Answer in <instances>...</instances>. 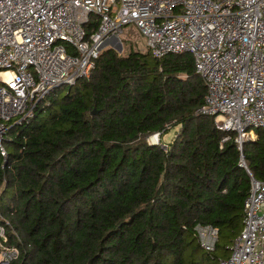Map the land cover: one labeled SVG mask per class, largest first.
<instances>
[{
	"label": "trees",
	"instance_id": "1",
	"mask_svg": "<svg viewBox=\"0 0 264 264\" xmlns=\"http://www.w3.org/2000/svg\"><path fill=\"white\" fill-rule=\"evenodd\" d=\"M92 15L87 33L97 26ZM29 122L0 154V223L10 264H220L243 225L250 174L234 136L199 114L206 93L189 51L155 56L133 43L103 48L88 77ZM171 141L152 143L170 126ZM243 145L264 181V128ZM218 229L212 251L195 226Z\"/></svg>",
	"mask_w": 264,
	"mask_h": 264
},
{
	"label": "built area",
	"instance_id": "2",
	"mask_svg": "<svg viewBox=\"0 0 264 264\" xmlns=\"http://www.w3.org/2000/svg\"><path fill=\"white\" fill-rule=\"evenodd\" d=\"M92 15L97 26L87 33ZM129 22L155 56L193 54L206 83L196 112L213 116L224 132L220 146L233 134L238 163L250 174L243 225L220 264H264V181L243 157L244 143L264 128V0H0V154L5 161L9 127L29 122L58 88L88 77L104 42L114 46ZM195 230L199 245L214 250L217 227ZM5 239L0 223L3 264H10L18 250Z\"/></svg>",
	"mask_w": 264,
	"mask_h": 264
},
{
	"label": "rangeland",
	"instance_id": "3",
	"mask_svg": "<svg viewBox=\"0 0 264 264\" xmlns=\"http://www.w3.org/2000/svg\"><path fill=\"white\" fill-rule=\"evenodd\" d=\"M119 37L122 42L123 49H125V46L127 47L130 42L133 43L137 48L141 50H145L147 48L145 45V37L139 32L138 28L135 26L133 22L126 23L122 26V30L119 33ZM109 46H113V45H109V43H106L104 44L103 48H106ZM57 91L60 94H63L65 92V90L62 88H58ZM177 129H178V125L174 124L163 132L161 139L158 138V140H156L153 134H151L149 135L148 140L161 142L162 145L165 146L166 142L171 141L172 138L175 136ZM4 251H5V248L0 247V263H3L5 259L3 257Z\"/></svg>",
	"mask_w": 264,
	"mask_h": 264
},
{
	"label": "water",
	"instance_id": "4",
	"mask_svg": "<svg viewBox=\"0 0 264 264\" xmlns=\"http://www.w3.org/2000/svg\"><path fill=\"white\" fill-rule=\"evenodd\" d=\"M104 44H105V42H104ZM113 47H115L118 51H121L122 50V42H121V40L117 39V42H116V44ZM0 264H3V263H0Z\"/></svg>",
	"mask_w": 264,
	"mask_h": 264
}]
</instances>
